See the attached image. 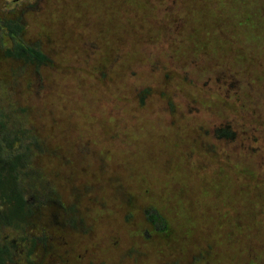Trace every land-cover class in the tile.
I'll return each instance as SVG.
<instances>
[{"label":"rangeland","instance_id":"obj_1","mask_svg":"<svg viewBox=\"0 0 264 264\" xmlns=\"http://www.w3.org/2000/svg\"><path fill=\"white\" fill-rule=\"evenodd\" d=\"M137 1L0 0L55 60L0 73L82 222L38 219L46 264H264V0ZM117 15L148 25L117 36Z\"/></svg>","mask_w":264,"mask_h":264},{"label":"trees","instance_id":"obj_2","mask_svg":"<svg viewBox=\"0 0 264 264\" xmlns=\"http://www.w3.org/2000/svg\"><path fill=\"white\" fill-rule=\"evenodd\" d=\"M132 4L137 12L142 11L140 14L149 11L141 0ZM12 13L1 11L0 14V73L4 65H8L7 71L12 73L3 78L5 82L9 77L13 78L12 82H17L16 76L26 69L39 72L55 63L53 55L44 51L41 42L26 38V24L20 17H10ZM115 17L121 19L119 25L110 26V29L117 36H130L126 34L128 31L138 35L140 33L136 30H144L148 25L145 18L141 21L122 15ZM107 63L109 61L105 60L101 65L106 66ZM145 93L140 100L141 105L145 103ZM4 97V102L9 104L5 106L0 102V264H46L47 256L49 258L58 249L50 242L46 228L41 229L40 226V233L34 234L37 224L46 225L38 219L53 215L57 218V223H52L54 226L66 212V215L73 214L68 216V224L73 228L80 227L82 222L75 208H66L56 188L46 178L44 169L38 166L39 158L47 150L40 134L25 125L29 115L13 102L15 99L8 98V91L4 92ZM146 215L148 222L157 229L165 224V219L154 210H148ZM4 231L21 232L22 238L2 236ZM161 231L166 232L167 228ZM59 242L63 244L62 239ZM40 252L44 255L42 259Z\"/></svg>","mask_w":264,"mask_h":264}]
</instances>
